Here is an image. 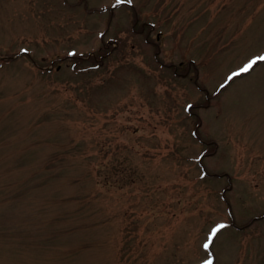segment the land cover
I'll use <instances>...</instances> for the list:
<instances>
[{
	"label": "rangeland",
	"instance_id": "374dc122",
	"mask_svg": "<svg viewBox=\"0 0 264 264\" xmlns=\"http://www.w3.org/2000/svg\"><path fill=\"white\" fill-rule=\"evenodd\" d=\"M261 51L264 0H0V264H264Z\"/></svg>",
	"mask_w": 264,
	"mask_h": 264
},
{
	"label": "snow or ice",
	"instance_id": "6c2138e0",
	"mask_svg": "<svg viewBox=\"0 0 264 264\" xmlns=\"http://www.w3.org/2000/svg\"><path fill=\"white\" fill-rule=\"evenodd\" d=\"M125 0H117V3H123ZM128 3H131L132 0H127ZM24 51H27V49H24ZM264 62V51H261L256 54H252L250 58H246V61L243 62L242 66L237 67L235 71H232L225 83L227 84L229 81L233 80V78L239 77L241 74L244 73H250L251 70L254 68V66H257L259 63ZM223 87V85L221 86ZM226 225L224 223H219L213 227L209 233L211 237H217L219 234V231L223 228H225ZM211 241H208L205 243V248L209 247ZM201 264H214V258H208L205 260H202Z\"/></svg>",
	"mask_w": 264,
	"mask_h": 264
}]
</instances>
